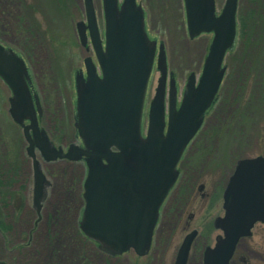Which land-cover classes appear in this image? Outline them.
<instances>
[{"label":"water","instance_id":"1","mask_svg":"<svg viewBox=\"0 0 264 264\" xmlns=\"http://www.w3.org/2000/svg\"><path fill=\"white\" fill-rule=\"evenodd\" d=\"M189 38L212 32L207 55L196 81L191 73L176 106L170 79L165 119L167 63L160 43L156 56L159 78L149 103L147 126L141 117L156 41L144 29V13L136 0H102L104 43L99 36L92 0H83L85 22L76 23L81 43L86 31L94 50L84 59L85 76L75 75V126L81 146L56 149L38 126L41 109L29 90L26 65L11 48L0 43V79L10 90L9 115L21 125L32 159V205L38 213L48 181L35 157L46 161L84 159V207L79 221L83 234L108 255L133 249L145 255L151 243L159 207L176 177L182 152L199 129L225 72L222 62L236 35L238 0H225L217 14L214 0H183ZM27 120L28 123L24 124ZM264 156L237 161L223 193L224 237L206 252L204 264H228L237 241L250 233L257 220L264 223ZM193 233L184 237L175 264H185Z\"/></svg>","mask_w":264,"mask_h":264},{"label":"rangeland","instance_id":"2","mask_svg":"<svg viewBox=\"0 0 264 264\" xmlns=\"http://www.w3.org/2000/svg\"><path fill=\"white\" fill-rule=\"evenodd\" d=\"M214 1L216 12H220L225 0ZM137 2L145 10L148 36L164 46L168 69L180 97L187 76L199 75L212 34L204 33L192 39L187 36L182 0ZM263 2L238 0L236 28L239 14L245 15L253 6L261 10ZM92 4L97 21L102 23V0H92ZM84 19L83 0H0V42L8 47L15 44L26 52L32 90L42 103L41 125L51 136L59 133L66 140L73 138L72 114L76 99L70 69L81 67L82 59L92 56L76 37L75 23ZM20 23L36 27L24 30ZM256 25L257 35L263 33L260 28L264 23L258 19ZM240 42L236 49L225 54L226 72L218 95L204 116L196 135L199 137L190 145V151L195 154L191 155L192 163H200L196 173L207 169L215 174V182L221 176L226 180L238 159L264 156V91L255 90L261 79V67L255 64L252 46L246 48L244 41ZM257 42V39L253 41ZM158 77L159 72L153 65L142 114L143 130L147 104ZM9 96L8 87L0 79V169L7 171L6 177H14L10 189L0 185V260L7 264H163L162 260L153 262V254L134 259L133 253H127L126 260L121 257L114 262L85 244L77 226L83 207L80 197L84 173L80 166L42 165L50 186L46 188L37 217L32 207L31 159L25 152L22 128L9 115ZM195 148L198 150L194 152ZM6 190L11 194L8 204ZM172 202L167 208L173 207ZM253 230L254 237L246 239L251 249L258 236L264 234V227L257 224ZM162 238L159 232L156 239ZM242 253L247 255V251Z\"/></svg>","mask_w":264,"mask_h":264},{"label":"flooded vegetation","instance_id":"3","mask_svg":"<svg viewBox=\"0 0 264 264\" xmlns=\"http://www.w3.org/2000/svg\"><path fill=\"white\" fill-rule=\"evenodd\" d=\"M182 6H183V1H182ZM100 16H102L101 17L102 23H99L97 21V24H98L100 38L103 40V30H104L103 14L100 13ZM18 21H20V18H18ZM20 24L22 25V29L24 30L28 28V30L31 31L33 30V27H36L24 23L23 24L20 23ZM184 26H185V22H184ZM75 32H76V37L79 41L76 28H75ZM86 35L88 36L87 32ZM79 44L85 49V52L90 51V54L92 55L91 57L93 61H95L93 47L88 37L84 44H82L80 41ZM158 44L159 41L156 40V47H158ZM14 45L10 48H12L20 57L23 58L25 64L27 65V69L29 71V61L28 58L24 56V53L26 52L18 49ZM83 60L84 58L82 59L81 67L75 69L71 67L70 70L73 71V77L75 76V74H82L85 76V67ZM171 73L172 72L169 71L168 69L167 81H166V100L168 97V89H169L168 84ZM31 85H32V80H31ZM31 91L32 93H35L33 90ZM39 101L41 104V113L40 116L38 117V124L39 127L46 132L49 140L54 145V147L61 148L63 151H66L67 147L70 144L80 145L81 143L78 139L77 129L75 127V123H76L75 106L73 108L74 113H73V109L70 110V113H73L72 114L73 116L72 127H74V132L72 133L73 138L66 140L65 137L64 136L61 137L59 133L55 136H51L50 133L42 127L41 125V119L43 114L42 103L40 99ZM195 137L187 145L186 149L184 150L177 164V178L160 206L158 219L152 234L151 244L148 249V252L144 256L141 257L137 256L132 249L127 250L120 255H115V256L107 255L98 249L97 243L95 241L86 238L81 233L80 235L83 237L85 244H87L94 251L96 250L100 256H104L105 258H109V259H114V262H116V260H118L121 257L122 258L124 257L125 259L127 253H133L134 259H139L148 256L149 254H153L154 255L153 262L162 260L161 262L163 264L166 263L175 264L184 237L189 233H193L192 240L187 249L185 264H204L206 260L205 257L206 252L208 250L213 249L215 247L216 242L221 240V237L224 234L223 227L220 226L223 223L218 222V219L224 218L226 213L223 193L229 177L233 175L236 169L237 161L232 166V170L230 171L231 173L226 176L227 177L226 180H224L223 177L221 176V178L219 179L220 181L218 180L215 182V180H213V178H215L214 177L215 174L212 175L211 171H208L207 169L197 174L196 171L198 170V166H200V163L199 165H197L198 163L197 164H194V162L192 163L193 158L191 155H195V154L190 151V145H194L193 141H195L194 140ZM198 137L199 136H197L196 139ZM196 149L197 148L194 149V152L198 150ZM35 154H36V158L40 162L41 167L43 164L51 166L57 163H66L71 166H80L82 168V173H84L85 176L86 166L83 160L76 161V160H69L66 158H60L52 161H45L43 156L40 154L38 150H35ZM263 184H264V179H263ZM49 186H50V182L47 188ZM263 192H264V188H263ZM80 199L83 205L82 198L80 197ZM170 200H173L172 202L173 207L171 206L169 209L167 208V205L169 204ZM166 208H167V216H165ZM76 215L78 218L79 208L77 210ZM257 224L264 227V223L260 221H256L252 225L250 229V233L247 236L240 238L236 243L233 252L231 254L229 264H232L234 262H236V264H264V234H260L258 236V240H256V242L254 241L255 245L253 246L254 247L253 249L249 248L248 244L246 243L247 238L252 239L254 237L253 229ZM77 226L79 230V219L77 220ZM159 232L160 235H163L162 239H156V235H158ZM244 251H247V255H243L242 252ZM0 262L3 261L0 260ZM104 264L106 263L104 262Z\"/></svg>","mask_w":264,"mask_h":264},{"label":"trees","instance_id":"4","mask_svg":"<svg viewBox=\"0 0 264 264\" xmlns=\"http://www.w3.org/2000/svg\"><path fill=\"white\" fill-rule=\"evenodd\" d=\"M259 9L261 10H258V8L253 6L251 9L247 10L245 15L239 14L237 38H236L235 44L229 51L236 49L238 44H241L240 41H244L243 44L247 45L246 48H249L250 46H252V56L254 58L255 64L261 67L260 73L262 74V75L260 74L261 79H259L260 81L257 87L255 88V90L262 92L264 91V26L260 28L263 31V33H260L259 35H257L258 31L256 32V29H258L257 27L258 25L256 24H257L258 19H260L261 23H264V2L262 3V8H259ZM256 39L259 41V43L258 42L253 43V41L254 40L256 41ZM6 176H8L7 171L0 169V185L3 188L8 187L10 189L11 186L9 184L14 181L13 180L14 177H11V176L6 177ZM6 191H5V194H7V204H8V202L10 203L11 201V194L8 193V190ZM0 264H7V263L3 261V262H0Z\"/></svg>","mask_w":264,"mask_h":264}]
</instances>
